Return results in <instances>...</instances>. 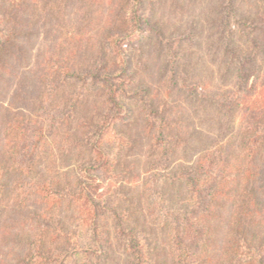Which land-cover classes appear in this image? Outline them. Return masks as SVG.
I'll return each instance as SVG.
<instances>
[{
  "label": "rangeland",
  "instance_id": "rangeland-1",
  "mask_svg": "<svg viewBox=\"0 0 264 264\" xmlns=\"http://www.w3.org/2000/svg\"><path fill=\"white\" fill-rule=\"evenodd\" d=\"M21 1V8L14 10L16 22L29 34L25 33L28 38L21 41L19 59H8L0 69V119L8 114L7 111L33 117L37 114L35 104L41 95L52 91L54 86H66L70 94L71 86H79V81L70 74L76 73L80 64L86 65L85 59L90 55L86 56L85 52L94 50L96 54L91 58H97L98 64L85 71V101L89 105L72 125L76 129L77 123L89 117L95 122L101 120L100 132L96 130L93 137L98 154L93 155L95 162L85 169L88 176L85 177V189L98 197L108 186H125L119 195L129 201L126 210L130 212L137 207L143 234L157 251V264H170L167 236L154 220L151 204L141 196L142 189L150 183L151 175L157 170L156 160L160 159L151 149L152 142L157 153L161 154L162 146L157 143L156 136L162 132L166 138L180 137L174 147V161L190 164L208 150L224 147L225 155L232 157L229 164L233 166L238 164L235 160L241 156L239 151L244 139L243 134L233 133V129L230 132L222 130L217 109L198 98L189 101V94L181 90L182 85L177 90L171 87L169 76L163 71L164 59L160 57L165 58L166 55L161 53L155 34L148 43L137 41L151 31L147 20L153 16L150 13L153 10V20L165 26V29L159 27L167 36L171 35L168 40L182 59L183 72L188 74L189 84H197L195 87L199 93L229 92L231 99L241 103L235 112L236 126L244 128L251 124V113L264 108L263 52L260 48L253 49L257 67L247 72L243 82L237 83L236 73H225V60L219 48L224 39L221 28L226 12L224 0H157L154 4L144 0L140 13H137L140 0H86V4L85 0ZM256 1L237 0L236 6L248 16ZM10 2L6 0L4 3L5 10L11 7ZM86 9H90L89 17H86ZM121 17L125 20L123 25L117 24ZM262 22L264 16L259 21V28ZM113 25L115 30L105 37L106 29ZM256 37L264 41V29L259 30ZM99 49H102V54ZM125 59L130 63L128 71ZM86 73H89L88 77ZM94 86H99L101 92H91ZM109 86L114 88L110 90ZM110 96L115 98L117 107L110 105ZM157 110L170 119L172 126L163 131L160 129ZM241 117L244 122H241ZM72 132L76 134L78 131ZM61 147L52 155L55 167L72 176L79 164L77 153L73 150L67 152L65 146ZM107 156L112 157L111 162L104 165ZM115 162L118 164L116 167ZM213 164L210 167L213 174H219L223 165ZM262 164L264 166V158ZM206 179L210 180L208 174L203 178ZM257 187V194L264 192L263 176L257 180ZM30 202L27 207H22L14 200L3 216L0 264H16L24 255L26 244L36 235L35 215L32 213L42 212L43 207L36 198ZM124 203L122 199V207ZM233 207L228 196L222 197L214 206L210 213L215 217L211 223L213 230L208 232L209 237L200 248L203 251L198 264H219L228 257L223 230ZM120 251L119 248L116 250L113 264H122L124 257ZM214 255L215 260H212Z\"/></svg>",
  "mask_w": 264,
  "mask_h": 264
},
{
  "label": "trees",
  "instance_id": "trees-1",
  "mask_svg": "<svg viewBox=\"0 0 264 264\" xmlns=\"http://www.w3.org/2000/svg\"><path fill=\"white\" fill-rule=\"evenodd\" d=\"M150 1L151 4L157 2ZM5 2L0 0V13L4 11L3 16L0 15V69L8 59H19L21 41L28 38L24 26H18L14 11L21 8L22 1L9 0L11 7L6 10L3 8ZM236 2L224 0L226 12L221 27L224 39L219 48L225 60V73H236L239 83L247 72L257 67L253 49L260 48L264 54V41L256 37L259 30L264 29L263 22L260 28L258 26L264 16V0H257L248 16ZM143 3L144 0L139 1L137 13L141 12ZM88 10L86 17L90 15ZM150 13L154 16L153 10ZM153 16L147 20L151 31L137 42L148 43L155 34L161 53L166 55L160 57L164 59L163 71L169 76L171 87L177 90L182 85L181 90L189 94V101L198 98L217 109L222 130L230 132L233 129V133L243 134L244 139L239 151L241 156L235 160L238 164L233 166L229 164L232 157L225 155L224 147L208 150L190 164L174 161V147L180 137L166 138L162 132L156 136L157 143L162 146L161 154L152 142L151 149L160 159L156 160L157 170L142 189L141 196L151 204L154 220L167 236L170 264H198L203 251L200 248L208 239V232L213 230L211 223L215 217L210 213L226 196L234 207L226 221H222L226 222L223 243L228 257L219 264H264V192L257 194V180L264 177V108L251 113L250 126H236L235 112L241 103L231 99L229 92L199 93L197 84L190 85L188 74L183 72L182 59L168 40L171 35L163 32L165 26L154 21ZM117 22L125 24L122 17ZM115 28L113 25L106 29L105 37ZM95 54L94 50L85 52L86 56L90 55L85 59L86 65L80 64L76 73L70 74L79 81V86H71L70 94L66 86H54L52 91L41 95L35 104L37 114L33 117L7 111L8 114L0 119V224L14 200L19 206L27 207L36 198L43 207L42 212L32 213L36 235L26 244L24 255L16 264H113L118 248L124 257L122 264H157V251L143 234L137 207L129 212L125 208L129 201L119 195L126 187L108 186L98 197L85 189V177H88L85 169L95 162L93 155L98 154L93 137L96 130L100 132L101 120L95 122L89 117L77 123L76 129L72 125L89 105L85 101V71L97 66V58H91ZM125 60L128 71L130 63ZM88 75L86 73V77ZM113 88L109 86L108 89ZM90 91L101 92L99 86ZM110 97V105L117 107L115 98ZM157 114L162 131L172 126L165 114L159 110ZM241 122H244L242 117ZM72 131L78 132L73 134ZM61 145L65 146V151L77 153L79 164L72 176L55 167L52 155L56 149H62ZM107 157L104 165L111 162L112 157ZM212 164L223 165L219 174H213ZM117 165L115 162L114 166ZM207 174L210 180H203ZM121 198L125 202L123 207Z\"/></svg>",
  "mask_w": 264,
  "mask_h": 264
}]
</instances>
